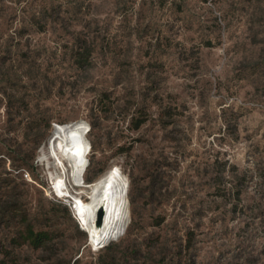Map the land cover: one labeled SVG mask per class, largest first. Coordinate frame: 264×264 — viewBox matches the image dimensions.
Masks as SVG:
<instances>
[{"label": "rangeland", "instance_id": "1", "mask_svg": "<svg viewBox=\"0 0 264 264\" xmlns=\"http://www.w3.org/2000/svg\"><path fill=\"white\" fill-rule=\"evenodd\" d=\"M56 132L79 138L72 193L99 170L125 184L126 230L101 245L55 202ZM7 204L6 264H264V0H0ZM29 225L51 240L22 243Z\"/></svg>", "mask_w": 264, "mask_h": 264}, {"label": "bare ground", "instance_id": "2", "mask_svg": "<svg viewBox=\"0 0 264 264\" xmlns=\"http://www.w3.org/2000/svg\"><path fill=\"white\" fill-rule=\"evenodd\" d=\"M49 145V155L46 157L48 168L53 165L56 170L61 168L50 178L54 181V192L62 197L73 198L75 214L92 236V240L102 243L121 234L129 217L122 202L125 184L118 171L112 169L104 172L95 182L84 187L78 180V186L83 187V190L72 193L67 185V178L70 177L75 182L80 174L79 138L72 133L56 132L55 139ZM81 194H85L89 202L83 201ZM101 214L104 215L102 220Z\"/></svg>", "mask_w": 264, "mask_h": 264}, {"label": "trees", "instance_id": "3", "mask_svg": "<svg viewBox=\"0 0 264 264\" xmlns=\"http://www.w3.org/2000/svg\"><path fill=\"white\" fill-rule=\"evenodd\" d=\"M91 56H92V50L90 48H85V49H81L77 52L76 54V65L78 67H81L83 68L84 66L88 65L89 64V61L91 59ZM135 123V130L139 129L140 126L144 123V120L142 119H138L136 120ZM68 124H64V125H61V129L62 128H65ZM57 127V126H56ZM84 135H86V133L84 132ZM80 144V142H79ZM91 145V150L93 152V149L96 147V145L94 143L90 144ZM85 147V144H83V149ZM123 152H126V151H123ZM88 153V152H87ZM85 154V156H88V154ZM89 158V157H88ZM25 166L22 165V166H19V167H16L14 166L13 169L14 170H19V169H22L24 168ZM88 170V169H87ZM82 172V171H81ZM80 172V174H81ZM100 173V174H99ZM104 172H102V170H99L98 173H97V178L102 175ZM6 175H12L10 172H7L5 173ZM86 174V173H85ZM99 174V175H98ZM80 176V175H79ZM85 177V175H84ZM82 180V179H81ZM96 179H90L89 177L86 178V182L87 183H93L95 182ZM56 203L58 204H62L60 200H55ZM126 206L130 207V204L129 202H126ZM5 207V208H4ZM0 206L1 209H3L2 211H0V217L2 219V221H10L12 216H13V213H16V212H20V208H18L17 205H14V206H9V204H7L6 206ZM67 208V207H66ZM69 211V210H68ZM132 220V217L130 216V221ZM78 226H79V223H78ZM81 229V228H80ZM82 231V230H81ZM84 233V231H82ZM25 237H21L22 239V243L24 244H29L32 248L34 249H40L43 245H45L46 243H48L51 239L49 237V234L48 232L46 231H43V230H40V231H36L34 229L33 226L29 225L25 231ZM110 245L100 249L99 251H95V253H99V252H102V251H105V250H108L110 249ZM77 262V261H76ZM76 262L74 264H76ZM104 263H108V262H104ZM103 263V264H104ZM0 264H6V262L4 260H0Z\"/></svg>", "mask_w": 264, "mask_h": 264}, {"label": "water", "instance_id": "4", "mask_svg": "<svg viewBox=\"0 0 264 264\" xmlns=\"http://www.w3.org/2000/svg\"><path fill=\"white\" fill-rule=\"evenodd\" d=\"M100 219H101V220L104 219V215H103V214L100 215ZM125 230H126V229H125ZM125 230H124L123 232H125ZM123 232H122V233H123ZM114 238H115V237H114ZM112 239H113V238H112ZM100 243H101V241H97L96 244H97V245H101L103 242H102L101 244H100Z\"/></svg>", "mask_w": 264, "mask_h": 264}]
</instances>
